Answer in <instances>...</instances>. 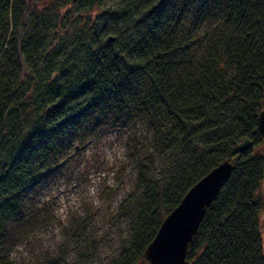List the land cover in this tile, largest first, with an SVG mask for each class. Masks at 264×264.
I'll use <instances>...</instances> for the list:
<instances>
[{"label": "trees", "instance_id": "16d2710c", "mask_svg": "<svg viewBox=\"0 0 264 264\" xmlns=\"http://www.w3.org/2000/svg\"><path fill=\"white\" fill-rule=\"evenodd\" d=\"M30 2L0 0V264H17L19 236L50 224L29 205L37 186L103 128L123 130L136 174L118 206L128 237L106 264H145L164 218L225 161L234 170L187 260L264 264V0H36L48 12L72 7L56 22L65 41L41 6L26 25ZM246 139L253 146L238 152ZM70 221L78 264L93 263L86 220ZM64 255L39 264H68Z\"/></svg>", "mask_w": 264, "mask_h": 264}, {"label": "rangeland", "instance_id": "374dc122", "mask_svg": "<svg viewBox=\"0 0 264 264\" xmlns=\"http://www.w3.org/2000/svg\"><path fill=\"white\" fill-rule=\"evenodd\" d=\"M35 2L31 0L28 6L26 25L29 16L35 15L37 7L41 6L38 11L44 15L45 21H49L48 26L53 30L51 33H61L60 37L65 41L67 32H60L56 22L62 13L72 7L56 6L48 12L45 11L47 6L40 2L35 9ZM75 16L88 18L87 14ZM67 22H71V18ZM52 34L48 37L52 38ZM22 70L25 78L29 74L27 63L23 64ZM122 133L123 130L107 128L86 131L82 143L77 145L76 142L77 151H71L64 168L37 186L29 205L47 209L50 224L29 233L27 237L19 236V244L12 253L17 264H39L48 255L53 256L61 250L68 264H78L79 250L67 238L72 217L86 220L87 235L90 238L88 245H91L93 239L91 246L95 245L98 249L96 259L93 263L90 261V264H106L121 248L128 237L130 222L118 214V206L133 190L136 178L135 170L125 167L126 146ZM260 228L264 247V210L260 214ZM81 248L84 249V246Z\"/></svg>", "mask_w": 264, "mask_h": 264}, {"label": "water", "instance_id": "95a60500", "mask_svg": "<svg viewBox=\"0 0 264 264\" xmlns=\"http://www.w3.org/2000/svg\"><path fill=\"white\" fill-rule=\"evenodd\" d=\"M106 42H114V38L109 37ZM257 125L264 137V108L259 112ZM252 146L253 142L246 139L238 145L237 151L242 153ZM234 166L231 161L222 162L190 188L180 204L165 217L146 247L145 264H190L187 260L189 245L197 235L207 209L230 179Z\"/></svg>", "mask_w": 264, "mask_h": 264}, {"label": "bare ground", "instance_id": "6f19581e", "mask_svg": "<svg viewBox=\"0 0 264 264\" xmlns=\"http://www.w3.org/2000/svg\"><path fill=\"white\" fill-rule=\"evenodd\" d=\"M258 130H259V129H258ZM219 165H220V164H219ZM216 167H217V166H216ZM216 167H215V168H216ZM212 170H213V169H212ZM212 170H211V171H212ZM164 219H165V218H164ZM162 222H163V221H162ZM195 237H196V236H195ZM195 237H194V238H195ZM194 238H193V239H194ZM190 244H191V243H190Z\"/></svg>", "mask_w": 264, "mask_h": 264}]
</instances>
